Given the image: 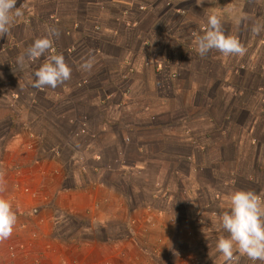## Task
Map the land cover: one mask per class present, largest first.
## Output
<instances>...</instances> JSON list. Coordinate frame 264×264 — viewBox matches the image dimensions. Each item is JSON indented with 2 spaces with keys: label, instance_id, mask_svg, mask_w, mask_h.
I'll use <instances>...</instances> for the list:
<instances>
[{
  "label": "rangeland",
  "instance_id": "1",
  "mask_svg": "<svg viewBox=\"0 0 264 264\" xmlns=\"http://www.w3.org/2000/svg\"><path fill=\"white\" fill-rule=\"evenodd\" d=\"M208 1L213 8L204 9L205 0H17L23 14L0 35V70L6 69L0 71V162H15L3 149L27 119L21 112L27 96L16 74L42 64L47 53L36 61L25 54L34 39L51 36L71 69L76 59L104 54L94 75L109 87L115 82L125 100L117 110L89 108L91 117L102 115L104 138L92 140L87 151L81 148L89 140L78 137L85 132L82 122H62L65 137L55 139L45 131L55 124L52 112L27 103L37 117H50L45 124L30 121L36 133L45 131L50 147L45 165L54 171L49 165L45 171L51 183L71 168L76 171L66 172V184L86 178L94 182L89 187L102 180L119 184L124 200L101 196L99 189L98 202L88 206L64 191L67 204H46L51 220L40 232L46 236L30 233L33 249L12 255L14 264H197L196 254L205 257L200 264H222L215 245L227 233L217 217L227 211V195L247 190L264 197V0ZM209 14L239 40L243 55L195 51L193 40ZM139 58L155 68L154 76H139L143 84L133 74ZM86 75L81 83L93 85ZM84 104L79 100L74 108L78 119L88 117ZM177 198L185 203L178 211ZM53 236L63 242H52Z\"/></svg>",
  "mask_w": 264,
  "mask_h": 264
},
{
  "label": "crops",
  "instance_id": "2",
  "mask_svg": "<svg viewBox=\"0 0 264 264\" xmlns=\"http://www.w3.org/2000/svg\"><path fill=\"white\" fill-rule=\"evenodd\" d=\"M205 2H206V5L203 8L211 9L212 7L211 1L209 2L208 0H205ZM96 53H98V51H95L93 55L90 54L91 56L85 58L84 60L83 59L74 60L75 66L72 67L71 78L68 81L64 82L62 85L57 86V88L55 89L47 88V87L44 89L32 88L29 85L30 84L29 83L30 72H25L23 70V66L21 67V73L16 74L20 78V79H17L16 81L17 82L19 81L22 83L21 90L27 96L26 104L28 103L29 107H32L35 105L36 107L40 109L47 108V110L50 113L52 112V114L55 116L54 117L55 124L51 126L49 125L50 129L49 128L45 129V131L52 130L53 138L56 139V138L65 137L64 136L65 134H62L60 132L61 128L59 126L62 122H68V123L74 122L77 125L80 122H82L81 129L84 130L85 132L83 134H80L78 137H80V139L89 140L88 142H83V144L84 143L85 144L81 149H85V151H87L89 147L93 145L92 140L104 138V135L102 132L104 129L102 115L100 116V118H97L95 116L91 117L90 114L88 115L89 108L93 106L95 108H102V107L105 108V107L110 106V108L117 110L119 108V105L122 104L125 100V98H123V95H120L119 90L115 86V82L109 84L110 87L107 84H105V82L103 83L98 82V80H100L101 77H96L94 74L98 73L97 68L99 65H101V62L105 58H104V54L97 55ZM2 57L3 59H7L10 56H7L5 58L4 56ZM88 59L92 61L93 66L91 70L84 71L80 68V65L82 62ZM3 61H2V65L6 66L5 64L6 61L5 62ZM143 61L144 60L143 59L140 60V58L138 59V61L137 59H134L135 70L133 74L136 76L135 79L137 80L138 83L144 82L143 80L140 79L141 77H139V76H142V74L154 76V73H155V68H153L152 66L148 67L147 65L143 63ZM8 66H9V63H8ZM0 68H1V65H0ZM3 70H6V69H1L0 71L3 72ZM77 72H78V77L75 74ZM86 74L90 75L88 79L91 80L93 84V85L88 84L89 85L88 87H86V85L83 84L85 83V81L84 82L82 81L81 83V79L79 78L80 75L84 76ZM107 88L109 89L106 90ZM145 92H147V89H145ZM9 99L11 98H7L6 102H9ZM127 99L128 98H126V100ZM12 100L13 99H11V101ZM79 100L85 103L83 107L86 108L85 113L88 115V117H83L81 119H78L79 118L77 115L78 112L74 108L76 107L77 101ZM13 101H15V99ZM45 102L46 104H44ZM141 102L142 101L139 99L138 103L140 105H142ZM26 104H24L26 108H23V106H21V112L27 115V119L26 121H24L25 125L21 123L22 126H21L20 131H17L11 134L10 138L7 140L6 145L4 146V149H3V151L8 150L9 152H11V155L13 156L12 159H14L15 162H10L12 163V165H9V164L6 165L4 161L0 162V198L8 199L11 202L12 209L16 213V216H17V221L14 226L12 235L7 239H0V264H14L16 260H14V258L12 259V255L13 257H16L20 255L21 253L19 252L23 250L27 251L29 248H30L29 250L33 249L34 247L33 241L31 242V240H27V237L29 236L30 233H31V236L33 237L39 236V234L42 235L40 233L41 230L43 232L44 230H46L44 229V227L47 228V224L49 222L46 218L50 217L48 216L49 215L47 212L48 205L46 204L58 203L59 207H62L60 205L62 203L67 204V200H64L62 196L64 191L70 190L73 194L74 193L78 194L81 202H83L84 205H88V206H91V204L94 203L96 200L98 202V199H97L98 193L96 192H98L99 189H102L101 196L110 197V198L113 196L112 198L115 197L116 199H121L122 201L124 200L123 198H121V196L123 195L119 194V191H118V189L120 188L119 184L115 185L114 183H111L109 181L102 180L100 181V183L94 186L91 185L90 187L89 185L93 181L87 178L84 180L80 179L82 180V182H79V183L75 182V184L73 183L72 185L66 184L64 182L66 180H63L64 175L67 176L68 174L66 172L76 171V170H72L71 168L70 169L67 168L66 172H63V173L58 172L61 175L55 177L57 180L52 179V183H51V179L48 177V175L51 172H49L48 170L45 171L46 169L45 167L49 165L48 167L52 168L51 169L52 172L54 171L53 170L54 167L50 166L49 163L45 165V155L49 153L46 151L50 149V147L48 148L44 144V141H43L44 138H43L42 132H45V131H41V132L38 131L37 133L39 132L42 133L38 135L35 132V128L30 127V124H31L30 121L40 122L41 120H43V124H45L46 123L45 121L48 122L50 117L48 115V117L46 118L44 117L45 119L44 120V119L37 117L36 114L35 116L33 112L27 107ZM22 120L23 119H21V121ZM58 128H59V131H58ZM28 133H29V137L32 136L34 138L33 141H31L29 137L26 135ZM56 165L58 166V164ZM79 166H82V165H79ZM98 169H101V168H96L95 170H98ZM21 174L23 175L22 177L24 178V181L21 180L22 178L20 177ZM65 179H67V177ZM89 182L90 184H88ZM169 186L170 185H168L167 187ZM22 187L25 193L21 191ZM28 191H30V193H27ZM178 199L179 198H177V201H176L177 211L179 207L182 206V204H185L181 200H178ZM64 207H66V205ZM161 212L165 213L164 210H161ZM170 213H171V209L167 214H170ZM50 220H51V217H50ZM34 231H37L38 235L34 234ZM45 236L46 235L43 233L42 237H45ZM52 240L51 241L56 244L57 242H60V243L63 242V240H59L55 238L54 236ZM68 240L69 239H67L66 241L68 242ZM51 245H53V243L50 244V246ZM43 247H44L43 245L41 248L37 244L36 249L37 250L40 248L43 249ZM11 249H13L14 251H10ZM238 257L240 259L238 260V262L234 261V264H244V263L246 264V261L250 262V260L246 256L240 255L239 253H238ZM194 258L195 260H197V264H200L205 260V257H199L198 254H196ZM193 263L196 264L195 262Z\"/></svg>",
  "mask_w": 264,
  "mask_h": 264
},
{
  "label": "clouds",
  "instance_id": "3",
  "mask_svg": "<svg viewBox=\"0 0 264 264\" xmlns=\"http://www.w3.org/2000/svg\"><path fill=\"white\" fill-rule=\"evenodd\" d=\"M16 3L17 0H0V35L8 32L15 18L22 16L23 12L16 7ZM206 25L203 34L196 35L193 40L195 51L200 56H205L212 49L225 57L245 53L246 49L236 37L224 34L221 20L216 14L207 16ZM49 31L51 35H56L55 30ZM253 31L259 32L260 26L254 27ZM46 53L44 62L30 73L32 88L55 89L71 78L72 69L64 56L56 53L51 36L34 39L25 55L29 60L36 61ZM24 60L25 56L22 55L17 62L23 64ZM92 66V61L88 59L81 63L80 68L89 71ZM226 206L227 211L219 214L217 220L227 235H221L215 245L221 254L222 264H234L239 259L235 255L237 252L251 261H264V197L253 191L234 190L227 195ZM16 221L11 202L0 198V239L12 235Z\"/></svg>",
  "mask_w": 264,
  "mask_h": 264
},
{
  "label": "built area",
  "instance_id": "4",
  "mask_svg": "<svg viewBox=\"0 0 264 264\" xmlns=\"http://www.w3.org/2000/svg\"><path fill=\"white\" fill-rule=\"evenodd\" d=\"M126 92H129V90L127 89V90H126ZM30 264H32V263H30ZM33 264H39V263H38V262H36V263H33ZM40 264H41V263H40Z\"/></svg>",
  "mask_w": 264,
  "mask_h": 264
}]
</instances>
